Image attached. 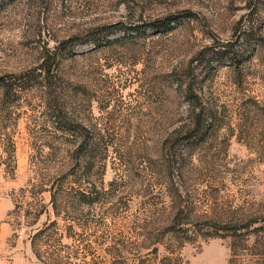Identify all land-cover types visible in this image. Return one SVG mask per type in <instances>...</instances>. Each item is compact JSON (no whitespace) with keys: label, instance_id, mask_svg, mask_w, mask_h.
Returning a JSON list of instances; mask_svg holds the SVG:
<instances>
[{"label":"rangeland","instance_id":"374dc122","mask_svg":"<svg viewBox=\"0 0 264 264\" xmlns=\"http://www.w3.org/2000/svg\"><path fill=\"white\" fill-rule=\"evenodd\" d=\"M251 1L0 0V76L10 81L51 57L46 51L78 38L61 56L56 91L72 123L100 139L106 165L88 177L90 204L79 212L69 206L67 219L54 216L47 193L41 202L21 200L20 190L40 180L59 183L68 159L43 106V84L10 97L5 105L17 125L12 166H0V264H42L36 253L51 264L52 254L61 264H110L114 245L130 248L139 235H161L157 215H165L174 194L162 166L164 140L189 115L186 83L215 125L202 141L175 148L183 159L173 165L182 174L183 231L179 239L166 235L147 264H264L259 224L241 228L264 219V47L249 52L236 71L224 62L206 77L198 63L211 49L245 45L248 21L264 38V0H253L261 12L250 19ZM177 14L181 25L168 33L138 28ZM41 205L45 213L35 216ZM42 228H48L43 238H33Z\"/></svg>","mask_w":264,"mask_h":264},{"label":"trees","instance_id":"16d2710c","mask_svg":"<svg viewBox=\"0 0 264 264\" xmlns=\"http://www.w3.org/2000/svg\"><path fill=\"white\" fill-rule=\"evenodd\" d=\"M249 7L251 9L249 13L250 19L255 14H260L261 11L253 0ZM182 18H184L182 17V14L169 15L163 19H156L140 24L142 27L138 25V28H142V32L149 30L154 35L168 33L175 27L181 25ZM250 22L252 21H248L247 28L241 33L245 45H242L240 49H234V45L231 43L226 45L223 50L214 51L211 49L208 55V60L198 61L200 65L206 66V68H203L205 70L204 75L206 76L207 74L206 77H208V74L213 71V65H221L224 62L228 63V65L235 71L240 69L242 63L248 58L247 55L249 52L257 51V48L264 47V38L260 35L261 27L254 28ZM109 34L112 33H106L103 38L110 36ZM100 38L101 37L99 36L95 39V46H99L101 41ZM75 40H78V38H69L60 43V46L55 47L53 51H46L47 56L51 57L44 59L34 70L14 76L13 78L15 79L13 81H10V76H0V150L5 156V161H0V166L2 164L6 166L7 164H10L8 166H12L11 164L14 159V142L12 134L17 125L15 118H12L10 108L5 104L8 103L10 97L17 98L18 95L25 91L38 90L40 85L42 86L43 84L42 103L53 117L52 124H54V129L64 138L61 146L63 144L65 145L64 148L68 164L60 171L61 176L59 178V183H49L48 185L42 183L40 180L37 184L34 183L35 189L29 192L24 189L20 190V199L31 198L34 200L38 198L39 202H41L42 198H40V195L42 193H47L49 194L48 205H50L54 216L57 218L61 217L62 219L65 217L67 219L68 212L65 211V209H68L69 206L71 207V210L75 209L76 212H79L81 207L85 204H90L85 193L88 177L94 169H106V165L101 162L102 159L99 152L102 147V142L97 137L89 139V132L86 131V128L82 127L80 124L72 123L64 111V101L59 96L60 93H57L56 91L55 81L58 78V65L61 61V56L63 52L67 50L68 46H73L72 43L75 42ZM255 45L256 49L253 48ZM37 71L40 72L35 73ZM179 87L182 89V82ZM182 90L185 95V101H187L190 106L189 115L186 122L182 124L180 128L168 134L164 140V149L162 148L163 151H165L163 155V158L165 157V159L162 166L168 176L170 188L174 191V194L170 195V204L167 207L165 215H157V219L161 220L159 223V227L162 230L161 235H139V237L132 242L130 248L125 245H114V247L111 248V252L108 253V256L111 258L110 264H125L123 255L126 256V254L132 255L135 259V263L133 264H147L148 258L146 257L157 255L160 244L166 235H170L174 239H179V234L183 231L182 196L180 194L179 184L182 181V174H176L173 166L177 162L182 164L183 159L179 157V154H176L177 150H175V148L177 147L178 149L179 146L185 148L190 143L196 142V140L202 141L208 137V133L213 130L212 127L215 123L214 121H209L214 119L212 116L213 113L211 109L206 106L203 98L195 93L192 83H186ZM71 138L73 140H71ZM45 207V205H41V210L36 211L35 216L43 215L45 213ZM25 213L29 212L25 211ZM148 217L150 220H154L156 215L154 216V214L150 213ZM19 223L18 225H20ZM54 224L55 222L51 223L50 226H53ZM253 224H259V227L255 229L256 232L261 231L264 233V219H261V221L256 220L250 223H245L241 225V228L248 230ZM233 228L236 229V227H224L223 229L235 232ZM47 229L48 228L38 229L33 235V238H43ZM208 236L219 237L217 233ZM186 239L188 238L186 237ZM31 244L35 252V243L33 242V239ZM230 250L233 252V246L230 247ZM36 256L42 264H51L47 260H43L37 253ZM58 256V254L50 255V257H54L52 262L61 264L62 257Z\"/></svg>","mask_w":264,"mask_h":264}]
</instances>
